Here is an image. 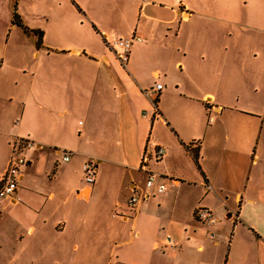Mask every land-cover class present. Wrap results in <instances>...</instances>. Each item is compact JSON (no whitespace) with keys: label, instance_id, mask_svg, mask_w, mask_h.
<instances>
[{"label":"crops","instance_id":"0c3cea01","mask_svg":"<svg viewBox=\"0 0 264 264\" xmlns=\"http://www.w3.org/2000/svg\"><path fill=\"white\" fill-rule=\"evenodd\" d=\"M237 3L0 0V85L11 86L1 110L17 113L0 129V170L12 136L36 144L24 150L18 200L0 203V249L5 213L15 264H91L101 247L107 258L96 264H264V73H240L230 33L220 41L226 23L244 26ZM12 10L28 31L11 22ZM11 30L27 48L1 44ZM132 31L143 40L123 66L106 41ZM23 49L29 64L20 62ZM258 81L259 91L249 90ZM153 82L161 83L157 116L144 92ZM154 143L164 149L158 158ZM144 154L166 189L130 205L129 195L146 191ZM86 157L96 163L90 183ZM198 205L213 223L195 219ZM162 225L173 246H159Z\"/></svg>","mask_w":264,"mask_h":264},{"label":"rangeland","instance_id":"374dc122","mask_svg":"<svg viewBox=\"0 0 264 264\" xmlns=\"http://www.w3.org/2000/svg\"><path fill=\"white\" fill-rule=\"evenodd\" d=\"M28 0H22V2L26 3ZM245 0H238L239 5L236 8V13L240 17V21L244 26L240 27L238 29L235 27L231 22L225 24L224 31L220 33V41H223L225 31L227 33H230L229 40L231 43V47L234 50V52L238 53L240 58H242V65L240 66L239 72L242 74H250L253 78L261 76V73H264V0H248V2L244 3ZM251 8V9H249ZM243 7H245L243 9ZM239 9V10H238ZM230 16H233L230 14ZM187 24H185L186 26ZM185 27V31H186ZM194 29V28H193ZM194 31L196 32V35L202 34V31L200 29L195 28ZM226 36V34H225ZM204 38V35H202ZM2 41H15L16 44H19L21 46H25L27 48V44L25 45V42H19V41H29V39L23 38V36L20 34V30H11L8 34V38L6 40L1 38V44ZM59 43H62V41H57ZM10 50L9 48H6L5 53ZM23 56L21 58V63L24 65L29 64L30 62V53L23 49L22 52ZM198 54V51L195 53ZM258 85L253 86L251 85V88L249 90H253L256 88L258 91L260 89V81L256 82ZM253 86V87H252ZM234 87H231V92L229 95V99L232 104H234L236 99V94L233 90ZM11 89V86L8 83H1L0 85V129L4 127H8L10 125V121L14 120V117L17 113H13L12 115L7 116V112H2L4 109L1 110V105L3 107L6 104V100L1 99V91L7 92ZM5 92V93H6ZM4 94V93H3ZM5 113V114H3ZM213 113L210 111L209 115H212ZM160 130V127L158 128ZM22 136V135H20ZM1 137H0V164H1ZM144 180V179H143ZM142 180V182H143ZM169 187V184H168ZM159 194H155L154 196L157 197ZM155 199V198H154ZM165 216V214H163ZM162 229L160 230V235H163L166 231V226L162 225ZM13 231V226L10 222V218L6 216L5 213L1 214V249H0V264H15L14 258H18L20 253H18V247L13 248L11 244L9 243V236ZM102 241L105 244L106 240L108 239L106 236V232L103 230L101 232ZM104 247H101V253L98 256L96 262H92L91 264H96L99 262H103L105 258H107V255L103 253ZM88 255V254H87ZM86 255V256H87ZM15 258V259H16ZM103 260V261H102Z\"/></svg>","mask_w":264,"mask_h":264},{"label":"built area","instance_id":"2783aa9c","mask_svg":"<svg viewBox=\"0 0 264 264\" xmlns=\"http://www.w3.org/2000/svg\"><path fill=\"white\" fill-rule=\"evenodd\" d=\"M143 37L132 31L128 36L117 37L113 38L109 41H106L108 47H110L116 58L118 59L121 65H125L128 59V55L130 52L131 45L135 41H142ZM161 88L160 82H153L149 87L144 89V92L151 97L153 103V113L152 115H156V108H155V95ZM144 114H147L144 112ZM210 119V117H208ZM35 142L30 139L28 136H12L8 140V155L6 158V162L2 170H0V203L3 198L6 197H13L15 200H18V197L14 195V191L17 186V180L19 178L20 172L27 164V159L24 155V150L35 147ZM187 149L190 146V143L186 144ZM163 147L160 144L154 143L152 149V157L158 158L163 154ZM69 153L63 152L61 155L62 160H66L68 158ZM148 157L144 154L141 161V168L145 170L146 177L144 180V185L146 188L145 192L141 194H131L127 198V202L130 205L135 204L140 199H143L148 195V193L155 191V192H162L166 189L165 182L163 180H159L155 182L157 173L151 171L147 166ZM95 160L92 157H86L81 163V174L82 178L85 182L90 183L93 181L94 173H95ZM193 215L195 219L204 222V223H213L214 217L211 215L210 211L207 207L198 205L193 210ZM209 236L212 237L213 233L210 232ZM175 243L172 237L165 233L162 241L159 243L161 248H165L168 246H173Z\"/></svg>","mask_w":264,"mask_h":264},{"label":"trees","instance_id":"16d2710c","mask_svg":"<svg viewBox=\"0 0 264 264\" xmlns=\"http://www.w3.org/2000/svg\"><path fill=\"white\" fill-rule=\"evenodd\" d=\"M11 22H13V23H15V24L21 26L23 30L28 31L27 27L24 26V25H22V23H21L20 20H19L18 15L15 13L14 10H12ZM38 32H39V31H38ZM38 36H39V33H38ZM38 42H39V41H37L36 43L38 44ZM191 155H192V158H193V160H194L196 166L198 167V163H197V147L191 149Z\"/></svg>","mask_w":264,"mask_h":264}]
</instances>
